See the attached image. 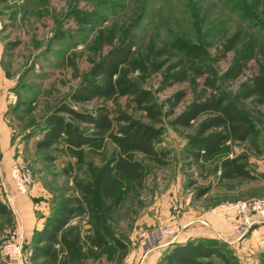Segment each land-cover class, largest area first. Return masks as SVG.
<instances>
[{"label": "rangeland", "instance_id": "rangeland-1", "mask_svg": "<svg viewBox=\"0 0 264 264\" xmlns=\"http://www.w3.org/2000/svg\"><path fill=\"white\" fill-rule=\"evenodd\" d=\"M239 31L241 39L228 50ZM128 32L135 62L125 68L126 79L149 101L140 104L129 93L74 101L72 93L95 77V65ZM249 39L254 56L228 76ZM184 43L195 47V57L177 47ZM256 77H264V0H0V264H12L2 246L17 228L22 264H179L168 257L177 246L211 239L221 252L211 257L215 264H264V221L237 238L230 216L212 212L264 197V96L244 95ZM214 96L235 102L255 131L197 160L190 140L213 113L187 126L177 119ZM61 104L94 114L105 107L113 117L125 113L159 128L154 143L165 153L162 161L135 153L140 177L100 196L92 184L115 148L108 132L84 145L80 157L61 141L39 144L54 114L92 131L91 124L56 113ZM145 104L154 106L153 117ZM226 159L246 174L226 177ZM16 163L32 174L25 194L11 177ZM61 205L75 210L57 233L62 242L40 240ZM175 221L185 229L179 238L146 246L149 230Z\"/></svg>", "mask_w": 264, "mask_h": 264}, {"label": "trees", "instance_id": "trees-1", "mask_svg": "<svg viewBox=\"0 0 264 264\" xmlns=\"http://www.w3.org/2000/svg\"><path fill=\"white\" fill-rule=\"evenodd\" d=\"M240 35L241 31L229 40L228 50L238 44L241 39ZM133 41V35L128 32L118 45L113 46L109 53L95 65L93 69L95 77L72 93L73 100L82 102L94 97L108 99L129 93L140 104L149 101L147 92L139 90L136 84L126 79L125 68L135 62L132 50ZM177 47L185 51L188 56L197 55L195 47L187 43ZM254 51L253 41L247 40L239 59L230 68L228 76L236 77L242 71L245 62L254 56ZM96 77L101 80L98 81ZM258 93L264 96V77H256L251 85H248L244 95L249 97ZM153 107L151 104L144 105L152 117L155 115ZM209 111L213 114L203 123L201 129L203 133L190 140V145L195 148L192 153L197 160L217 153L230 141L245 142L255 131L251 119L235 102L226 101L219 96H214L206 102H194L178 117L177 123L187 126L200 114ZM59 112H66L79 122L91 124L92 131L88 133L81 125L67 120L65 116L54 114L47 119V130L39 142L41 146L50 147L53 143L61 141L80 157L84 145L98 143L106 132L115 144L111 157L99 168L93 180L94 190L100 196L110 197L123 179L140 177L142 164L135 159V153H140L156 162L162 161L165 155L164 152L156 149L154 143L160 137L161 130L125 113L113 117L105 107L99 108L94 114L77 110L67 104H61L56 110V113ZM235 163V159H226L222 162V166L229 169L225 174L226 177L246 174L244 167ZM4 210L5 205L0 200V212ZM74 212L75 210L67 205H61L59 213L48 224L51 228L48 227L41 232L40 240L61 243L62 240L57 238V233L63 230ZM41 250L44 255L51 254L49 247H42ZM215 254H221L220 246L217 240L211 239L199 242L190 241L177 246L168 254V257L171 262L177 261L179 264H215L211 259Z\"/></svg>", "mask_w": 264, "mask_h": 264}, {"label": "built area", "instance_id": "built-area-1", "mask_svg": "<svg viewBox=\"0 0 264 264\" xmlns=\"http://www.w3.org/2000/svg\"><path fill=\"white\" fill-rule=\"evenodd\" d=\"M12 180L19 194L28 192L33 182L32 174L28 168L21 164H14L10 170ZM8 196V200L11 201ZM223 212L230 217V232L237 238L243 237L246 232L264 221V197L250 200H236L221 204L212 210L213 213ZM185 232L184 227L174 222L169 226L157 227L148 231L146 246L168 242L179 238ZM23 234L19 228L10 234L2 246L3 254L12 264H22Z\"/></svg>", "mask_w": 264, "mask_h": 264}, {"label": "crops", "instance_id": "crops-1", "mask_svg": "<svg viewBox=\"0 0 264 264\" xmlns=\"http://www.w3.org/2000/svg\"><path fill=\"white\" fill-rule=\"evenodd\" d=\"M222 214H223L224 217H227L228 218V216H227L228 214H226V213H222ZM218 216H220V215H218Z\"/></svg>", "mask_w": 264, "mask_h": 264}]
</instances>
